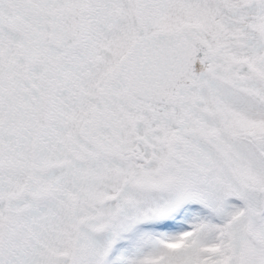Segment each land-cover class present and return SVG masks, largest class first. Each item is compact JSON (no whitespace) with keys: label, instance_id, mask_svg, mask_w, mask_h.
<instances>
[{"label":"snow or ice","instance_id":"obj_1","mask_svg":"<svg viewBox=\"0 0 264 264\" xmlns=\"http://www.w3.org/2000/svg\"><path fill=\"white\" fill-rule=\"evenodd\" d=\"M0 264H264V0H0Z\"/></svg>","mask_w":264,"mask_h":264}]
</instances>
